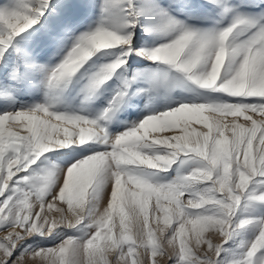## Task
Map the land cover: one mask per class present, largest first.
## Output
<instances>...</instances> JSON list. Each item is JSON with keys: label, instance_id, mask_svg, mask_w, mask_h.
<instances>
[{"label": "snow or ice", "instance_id": "6c2138e0", "mask_svg": "<svg viewBox=\"0 0 264 264\" xmlns=\"http://www.w3.org/2000/svg\"><path fill=\"white\" fill-rule=\"evenodd\" d=\"M0 264H264V0L0 2Z\"/></svg>", "mask_w": 264, "mask_h": 264}, {"label": "rangeland", "instance_id": "374dc122", "mask_svg": "<svg viewBox=\"0 0 264 264\" xmlns=\"http://www.w3.org/2000/svg\"><path fill=\"white\" fill-rule=\"evenodd\" d=\"M0 2H3V0H0Z\"/></svg>", "mask_w": 264, "mask_h": 264}]
</instances>
